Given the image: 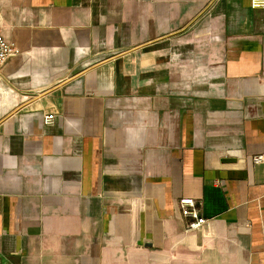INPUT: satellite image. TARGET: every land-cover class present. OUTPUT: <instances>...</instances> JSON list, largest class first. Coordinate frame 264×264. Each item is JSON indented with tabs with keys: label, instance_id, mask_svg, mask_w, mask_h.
Listing matches in <instances>:
<instances>
[{
	"label": "crops",
	"instance_id": "1",
	"mask_svg": "<svg viewBox=\"0 0 264 264\" xmlns=\"http://www.w3.org/2000/svg\"><path fill=\"white\" fill-rule=\"evenodd\" d=\"M250 1L0 0V264H264Z\"/></svg>",
	"mask_w": 264,
	"mask_h": 264
},
{
	"label": "built area",
	"instance_id": "2",
	"mask_svg": "<svg viewBox=\"0 0 264 264\" xmlns=\"http://www.w3.org/2000/svg\"><path fill=\"white\" fill-rule=\"evenodd\" d=\"M250 6L253 9L264 10V0H251ZM15 53L13 45L8 42L1 32V19H0V72L2 65L7 61L10 56ZM56 115L53 112L45 114L43 122L45 126H50L54 123ZM262 155L255 157L254 163H259L262 160ZM180 213L186 220L185 230L198 231L206 222L207 218L202 216L198 202L191 197H182L179 200Z\"/></svg>",
	"mask_w": 264,
	"mask_h": 264
}]
</instances>
